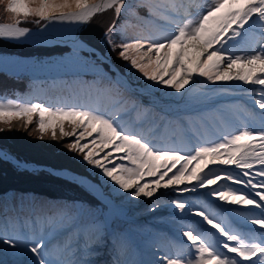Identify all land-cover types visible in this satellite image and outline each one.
<instances>
[{"label":"snow or ice","instance_id":"6c2138e0","mask_svg":"<svg viewBox=\"0 0 264 264\" xmlns=\"http://www.w3.org/2000/svg\"><path fill=\"white\" fill-rule=\"evenodd\" d=\"M0 4L12 14L11 23H0V39L5 40L30 37L31 30L20 26L21 18L36 17L35 23L46 31L52 22L87 25L94 16L108 10H114L117 18L137 17L136 9L146 7L150 17L159 13V18L167 22L168 27L162 34L129 38L122 29L117 31L115 22L104 32L103 42L127 62L130 70H136L154 85L177 93L185 90L196 77L212 83L259 86V91L253 92L259 96L255 105L264 110V43H261L264 41V0H187L179 4L169 0L167 6L153 5L151 0H138L135 5L129 0H0ZM253 24L259 29L258 34L252 30ZM73 41L74 56L79 57L81 51L96 53V49L78 37L74 36ZM245 49L252 54H235ZM97 59L101 63L108 61L99 53ZM97 71L106 76L99 66ZM116 82L127 87V81L121 78ZM34 117L41 138L48 133L54 140L72 138L67 144L68 150L82 155L84 162L99 169L102 177L112 182L110 187L115 192L122 190L130 198H152L160 189L174 188L180 194L203 189L206 196L248 209L240 213L243 223L259 227L241 232L211 204L199 202L197 208L190 201L172 200L176 209L181 212L191 209L192 215L200 218L195 227L182 233L190 242L189 248L196 253L195 259L188 260L187 264H264V115L259 126L244 124L236 134L224 135L219 143L196 147L194 154H181L179 149L159 150L160 146L151 140L125 129L118 116L106 118L90 106L54 108L42 103L5 102L0 98V123L8 124V130L13 120H23L28 127ZM248 118L254 120L252 116ZM4 130L0 128V132ZM0 155L7 158L6 154ZM16 164L28 167L19 161ZM212 167H217L220 174L213 173ZM227 169H235V174ZM66 176L95 192L102 203H110L87 177L68 173ZM222 181L241 187L220 190ZM254 210L259 211L254 214ZM27 226L30 232L9 234L0 230V244L21 249L30 257L28 264H95L90 259L62 256V252L76 251L70 249L69 243L63 248L53 245V251L48 250L52 238L61 230L73 229L76 240L88 231L78 213L70 215L58 210L52 216L29 221ZM45 227L50 231L44 233ZM93 227L98 240L99 226ZM216 233L224 238L222 248L227 253L218 249ZM82 251L85 255L90 251L88 240L84 241ZM115 264H121L119 259ZM167 264H184V260L183 257L168 259Z\"/></svg>","mask_w":264,"mask_h":264},{"label":"rangeland","instance_id":"374dc122","mask_svg":"<svg viewBox=\"0 0 264 264\" xmlns=\"http://www.w3.org/2000/svg\"><path fill=\"white\" fill-rule=\"evenodd\" d=\"M199 1V0H198ZM169 0H159L158 4L159 5H164L167 6ZM0 6L2 8L5 9V6L3 4H0ZM1 14V11H0ZM160 16V15H159ZM29 18V17H28ZM8 20H12V14L7 15ZM22 20H24V18H21ZM3 21H6L5 19H3ZM158 22V21H156ZM165 24L162 26V28L164 30L167 29L168 24L167 22L163 21ZM11 23V22H10ZM255 27V26H254ZM129 30H131L130 34H126L125 35L129 38H135L138 35H143L146 36V33L142 32L139 28H136L134 26H131L128 28ZM164 30H162V32L160 34H162L164 32ZM259 29H257L255 32L258 34ZM117 31H120L119 28H117ZM124 32V31H123ZM158 34V35H160ZM117 43L120 42V38L119 36L116 37ZM261 43H264V41H261ZM26 48V47H25ZM26 49L24 48H16V50L13 51L14 56H9V55H0V68L2 69H11L12 66L17 65L18 63L22 62V59L17 56L16 54L18 52H25ZM249 51L251 52V50L245 49V50H237L235 52L236 55H241L243 54V52ZM88 53V52H87ZM252 53V52H251ZM16 55V56H15ZM122 66L125 67V69L127 70V73L130 75V79L132 81H136L138 84L142 85V87L148 91L149 94H151L150 97H147L145 100H151L153 101L154 99H156V97L154 96V94L150 93L152 92L150 88V86L153 84V82L151 81H147L146 79H144L142 77V75L140 73H138L136 70L132 69L129 70V67L126 66L127 62L125 61H121ZM122 69H124L122 67ZM132 71H134L132 73ZM140 80V82H138ZM126 81V80H125ZM201 81L202 84H208L209 81H207L206 78L203 79V77H201ZM195 82V81H194ZM191 83V87L190 89L196 85ZM212 83V82H211ZM235 84L239 83L242 84L240 82H234ZM213 84V83H212ZM155 86V85H154ZM224 87H222V89H228V90H232L230 89V85L226 86L225 84L222 85ZM189 89V90H190ZM168 90H172L171 88H167L165 86H162L160 88V91L162 92L163 95H166V97L168 96ZM182 91V90H181ZM247 91V90H245ZM200 93V91L198 89H193L190 93V96H195L198 95ZM142 96L146 97L145 94H143ZM247 97V96H246ZM247 98H251L250 102L251 104H253L255 107H258L257 105H255V97H247ZM158 99V98H157ZM183 99V97H182ZM186 107V105L183 106V109ZM243 108H245V110L249 113L254 115L255 117H257L256 121L250 120V119H246L248 120L251 126L253 123H255L256 126H259L260 123V119H261V114H259V112H255L252 109H250L248 106H244ZM187 111V110H185ZM264 113V110H261ZM171 115H173L176 119L174 122V128L178 129V134H180L181 132H183L181 125L183 123L188 124L189 121L191 120L193 114H188L187 117H179L177 116V114L173 111H171ZM264 115V114H263ZM107 118V117H106ZM110 118H113L110 117ZM219 124L222 126V129L220 132L214 130V126L210 123L206 124L207 127L211 128V132H208L205 136H202V138L206 137L205 140L200 139V142H195L196 147H200V146H206L207 142L209 143V145L211 143H219L221 142V140L223 139L224 135H232L233 133H236L237 130H240L241 128V122L237 123L236 125H229L226 124L224 121H219ZM24 126V121L23 120H13L12 124H11V130H8L9 125L6 123H0V128L5 129L3 132H1V134H5L8 132H12V131H20ZM25 129L30 130L31 132H33L34 134H36V137L32 138L31 135H19L17 137V141L22 144V145H33L34 147H41L43 145H46L48 142L47 140V134H43V138H41L42 134L39 133L37 131V124H36V117H34L33 122L31 124L28 125V127H25ZM230 129L232 130V133L230 132ZM146 127H140L138 133L145 135L146 134ZM27 131V130H26ZM25 131V132H26ZM147 137H144L145 139H149L148 133L146 135ZM13 138V137H12ZM66 141V140H65ZM18 146H21L19 144H16ZM7 147L9 148L8 145H0V152H2V154H6L7 156L12 155L14 156L16 159L17 157L14 155L13 152H11L10 150L7 149ZM60 152L65 153L63 151V149H65L69 154L70 157L77 163H81L84 162L82 159V155L76 153V152H72L69 151L68 148H62V145H59L57 147ZM164 149H179V148H174V145H170L167 146L166 148L163 149H159V150H164ZM180 150V149H179ZM105 151H108L107 149ZM181 154H187L184 151L180 150ZM103 155V154H101ZM0 161L3 162L5 165H7L8 167H12L17 171H24V172H32V173H36L35 171H33L36 168V165L34 163L31 162H25L24 160H22L20 163L21 164H26L28 165V167H17V164H13L10 163L11 161H8V159L3 158L2 155H0ZM8 163L12 164V165H8ZM114 166V165H113ZM213 171L215 174H220V171L218 170L217 167H212ZM31 170V171H30ZM38 170V169H35ZM41 170V169H40ZM228 171H232L233 174H235V169H227ZM91 174V173H89ZM62 177V176H60ZM64 179V178H62ZM67 181H69L68 179H65ZM98 182L100 183V185L102 186V188L104 189V191L106 192V194H108L112 199H115L116 196H118V198L116 199L117 201L123 202V204H129L130 202H133V200H136L137 198H130L127 194L123 193V191L121 190L120 192H115L113 191V189L110 187L111 185V181L104 179V178H100L98 177ZM232 187L233 189H236L237 186L235 184H232V182L228 181V182H221V187L220 190H225V188L227 187ZM88 190V189H87ZM90 191V190H88ZM199 191L201 192V199H199V202H202L205 205L211 204L213 206V208H215L217 211H219L224 217H226V214L222 211H225L228 209V206L230 204H225L224 202L219 201L216 198L210 197V196H206L205 194V190L203 189H199ZM91 193H93L92 191H90ZM177 190H170L168 192H164L162 196H160V199L157 198L156 200H152V203H147L143 204V206H145L143 209H139V210H133L132 213L133 215H137L140 212H145L148 211L150 209L153 208H157L160 207V205H164L165 207H160L162 208V211H166L167 209H170V211H176L175 215L173 216H168L167 214H165L164 220L161 219H151L149 221H154L153 225L159 228V231L156 232H152V231H142L141 236L142 238L146 241L148 240L149 243L151 245H153L154 243L160 245L163 249V253H162V249L159 247H152V246H141L138 249H134L131 251V245L133 243L134 240L138 239L139 237L134 234L131 231H125L123 233L122 238V244H114V242L117 240L116 238L110 237L108 236V232L111 230L109 228V231H106L105 236L103 239L107 238V240L109 238H113L112 242H108V244L110 246H112V248H114V250H116L115 252V259L112 262V264H115L116 259H119V261L121 262V264H133L134 261H136V264H160L161 259H163V264H167V260L168 259H177V258H181L183 257V260L186 262L185 264H187V261L192 259H195V250L194 249H190L189 248V243L186 241V238H184L182 236L183 231L189 230L190 227H195L196 226V222H198V220L200 219L199 217H195L192 215L191 209H189L188 211L185 212H181L179 209H176L175 206L171 203L172 200H180L175 193H177ZM94 194V193H93ZM95 195V194H94ZM165 196V197H164ZM106 197V196H105ZM108 200L109 198L106 197ZM188 199V198H186ZM110 201V200H109ZM181 201V200H180ZM198 202V203H199ZM200 204V203H199ZM194 206L199 208L200 206L197 203H194ZM219 206V207H217ZM133 209V208H132ZM58 210H64L61 207H52V209L50 210V214H48V217L50 215H53L55 212H57ZM74 212L76 213L75 208L73 207ZM119 212H123L122 209H118ZM108 212V207H106L104 210H102V214H105ZM117 215V214H115ZM148 215V213L146 214V216ZM143 218L145 217V215H140ZM182 216V217H180ZM144 221V220H143ZM231 223L232 221L229 220ZM82 223H88L91 226L92 225H100L101 220H100V215L99 213H93L91 207H87L86 209V213L82 218ZM104 223H106L104 221ZM124 226V223L121 221L116 220L113 223V227L116 228L117 230L122 229ZM233 226V223H232ZM234 227V226H233ZM135 231H137V226H135ZM236 228V227H234ZM48 231H50V229L48 227L44 228V233H47ZM100 232H103L102 229L99 228ZM241 231V230H240ZM24 232H29V230H26ZM242 232V231H241ZM10 234V233H9ZM117 235V234H116ZM99 236L101 237V235L99 234ZM123 237L125 239H123ZM169 240H172L171 245H169ZM89 241V249L90 251L87 253V255H85L82 257L84 259L85 256H89L90 260H94L97 256V253L99 252V249L97 248L96 244L94 243L95 241L92 240H88ZM220 242V241H219ZM113 243V244H112ZM100 244V243H99ZM53 245H56L57 248L62 247V245H60V241L52 238L51 242L48 245V250L49 251H53ZM234 244H232L233 246ZM98 250V251H97ZM139 251V252H138ZM221 251V250H220ZM227 251L226 249H222V252ZM134 253V254H132ZM226 253V252H224ZM63 254V252L61 253ZM25 253L23 251H21V249L17 248V249H12V248H5V246L3 244H0V264H28V261L30 258L25 257ZM229 255V254H228ZM67 258L69 257V252L65 255ZM232 256V255H229ZM88 259V258H85ZM97 261L100 260H96L95 264H98Z\"/></svg>","mask_w":264,"mask_h":264},{"label":"trees","instance_id":"16d2710c","mask_svg":"<svg viewBox=\"0 0 264 264\" xmlns=\"http://www.w3.org/2000/svg\"><path fill=\"white\" fill-rule=\"evenodd\" d=\"M109 20H110V16L108 14H104V15L98 16V20L96 21H98L97 23L98 25V24H109ZM92 22L88 24V28L92 24ZM88 31H89L88 29L84 30L83 33L81 34V37L87 42H90L93 44L97 43L96 35L90 36L88 34L89 33ZM100 49H103L101 45H100ZM28 51H32V50H28ZM52 52L53 51H51L50 49H36L35 55H40V57H42V53L49 55ZM63 52H64L63 50L55 49L54 55L52 57L47 58L49 59L50 62H46V61H44V63L41 62L42 68L51 69V68H46L45 66L49 63L54 62L55 58H58L57 56ZM108 55L110 54L108 53ZM112 55L115 56L116 54L112 52ZM81 57H82L81 55L77 57L78 60L75 62V65L73 68H65V69H69V70L76 72L75 74L76 79L70 82L58 83V84L53 83L52 82L53 80L50 77L51 73H46V71L44 70L39 71L38 70L39 68L35 67V68L28 69V70H34V71L33 72L31 71L27 74H19L20 72H23V71H12L10 73H5V74L0 73V92H2L5 95H9L11 97L20 99L21 101H33V100L42 101L46 97L48 100L49 99L51 100L53 97L52 95H55V98L51 100L50 103H46V104L62 106V105H74V103L66 104V102H69L71 100L70 99L71 95L76 94L78 96L80 91L82 90L93 89L96 98L90 99L89 97L85 95L84 98H86V101L90 100V102L86 104V106H90V107L100 110L101 101H104L105 103H111L115 101L116 98L120 97V95L118 94L119 91L111 90L109 86H106V88L96 87L97 82L102 83L106 81L107 79L108 80L112 79V78H107L104 76L102 77L97 71V66L103 69V72L106 73V76L110 77L111 73L106 69V66H104V64L97 63L96 61H95V64H93L91 63L90 60L83 58V57L81 59ZM68 61H69L68 56L64 55L62 58L59 59V63L56 64V67L60 68L61 63L67 64ZM21 66L23 65L21 63H18L17 65L12 66V68L16 70L22 69L24 66L23 67ZM38 81L40 82L44 81L46 83L43 86L44 92L46 93V97L42 93L35 92L36 83ZM175 94L176 93L174 92L173 95ZM99 98L104 99V100H98ZM110 110L113 113L114 112L122 113V117L121 118L119 117V123H122L123 116L126 113L127 109L122 108L120 110H116L115 108L114 109L110 108L109 111ZM139 118H140V115H137L135 118V121L138 122ZM18 134L19 135H31L32 138L36 137V134H34L28 129H25L23 126V128L18 132L12 131V132H8L5 134H0V144L8 145L9 148L13 152H15L21 157H30L31 159L40 161V162L53 161V162L62 163L65 165L73 164V162H71L68 159L65 153H62L59 150L55 151L54 149L57 145H59V143L63 139L58 138L54 140L51 138V134H48L47 135L48 143L46 145H43L41 147H36V146L34 147L33 145L27 144L26 146H23L22 144H19V142L17 141ZM16 144H19L21 146H18ZM52 179L57 180L53 177H49L42 173H39V174L19 173V172L14 171L10 167H6L0 163V192H2L1 193L2 198L3 200L6 201L7 203L6 207L10 213L12 212L14 213L18 210L17 209L18 201H20L22 197L21 196L22 191L16 192L15 194L11 192L14 189V184L18 185L19 183H24V182H39L41 188L35 191H47L49 188L45 186V184L52 181ZM26 188L34 190L31 187H26ZM57 191H58L57 188H52L50 190L51 194H54ZM11 198H14V199H11ZM43 212L44 211L41 210L40 215L44 214ZM36 217H40L39 214H37Z\"/></svg>","mask_w":264,"mask_h":264},{"label":"clouds","instance_id":"9594fccd","mask_svg":"<svg viewBox=\"0 0 264 264\" xmlns=\"http://www.w3.org/2000/svg\"><path fill=\"white\" fill-rule=\"evenodd\" d=\"M104 14H108L109 15V12L107 11V12H104ZM103 13H99V14H97L96 16H94L93 17V21H96V20H98V16H101V15H104ZM110 16V15H109ZM37 18H35L34 20H30V19H26V20H22L23 22L20 24V26L21 27H28L30 30H36V29H39L40 28V26L38 25V24H36L35 23V20H36ZM92 20L90 21V22H92ZM89 22V23H90ZM43 23V22H42ZM88 23V24H89ZM88 24L87 25H85V26H83V27H81V28H85V30L86 29H88V30H90V28H88ZM64 36H62V37H59V38H54V40H60V39H62ZM25 43H20V44H18V45H16V44H12V43H9V42H5L4 41V39H0V55H9V56H14V54H13V49H12V47H16V48H19V47H21V48H24V49H26L25 50V52H18L16 55L17 56H20V58L22 59V58H26V59H28L29 61H31V58L33 57V55H34V50H36V47H31V48H29V47H26V45H24ZM41 45H43V46H45V48H42V47H40ZM40 46H39V48L40 49H46L47 47L51 50V51H53L51 54H49V55H47V57H52L53 55H54V51H55V49H58V50H63V47L65 46V45H61V44H50V45H44V44H40ZM26 47V48H25ZM28 50H32V51H28ZM15 55V56H16ZM60 58H62L63 56H64V52H63V54L62 53H60ZM63 55V56H62ZM58 57V56H57ZM13 71H16V69L15 70H13ZM108 118V117H107ZM123 127L125 126V124H126V120L125 119H122V123H120ZM141 124L142 123H138L137 124V128L138 129H140V127H141ZM137 132V130L135 131V133ZM0 134H1V132H0ZM48 134H50V133H48ZM47 134V135H48ZM63 144V140L59 143V145H62ZM45 175H47V174H45ZM47 176H49V175H47ZM49 177H51V176H49ZM53 178H55V179H57L58 180V182H59V184H62V185H65L68 181L67 180H65V179H68V178H65V177H60V176H56V177H53ZM62 178H64V179H62ZM69 180V179H68ZM52 182H56V180H54V179H52ZM236 186H238V185H236ZM240 186V185H239ZM100 188V190H101V192H104L105 194H106V192L104 191V189L102 188V186H100L99 187ZM170 190H173V189H166L165 190V192H168V191H170ZM2 192H0V194H1ZM83 196H86V198L88 199V201H90V202H92V203H95V202H97L98 200H99V198L96 196V195H94L93 193H91V192H88V191H86V190H84L83 191V194H82ZM106 195H108V194H106ZM109 196V195H108ZM156 197H160V196H157L156 194H154V196L152 197V198H146V197H140V198H137L136 200H133V202H130L131 204H133V205H129V204H123V202H120L118 205H120V206H123V207H120V209H122V211H128V212H130L131 210H132V208H133V210H139V209H143L146 205H147V203H152V200H156ZM165 197V196H164ZM116 198H118V197H116ZM141 204H146L145 206H139V205H141ZM6 205V204H5ZM5 205H3V206H5ZM98 205V207L100 208V209H102L103 208V210L105 209V207L102 205V204H97ZM134 206H137V207H134ZM160 207H165L164 205H160ZM160 207H157V208H153V209H150V210H148V211H145V212H140V213H138L139 215H145V218H148V217H150L152 214L154 215V217L152 218V219H161V220H164V218H166L165 217V214H167L168 216H172L171 214H170V209H167L166 211H162V208H160ZM116 208L117 209H119L117 206H116ZM52 208H50V210H51ZM95 210H98V208H94ZM82 210V209H81ZM83 211H85V210H83ZM82 211V212H83ZM248 210H246V212H247ZM110 212V209L108 208V212L107 213H109ZM111 212H115V211H111ZM110 212V213H111ZM123 213V212H122ZM148 213V215L146 216V214ZM44 214H47V213H44ZM76 214V213H75ZM119 214V213H118ZM48 215V214H47ZM85 215V213H83L81 216H80V214H79V216H80V222H81V224H83V225H85V223H82V218H83V216ZM39 216L40 217H36V215H33L32 213H27V214H24V215H22L21 217V220H20V225H15L14 226V234L16 233V232H24V231H26V230H29V232L31 231V229H29L28 228V226H27V224H28V222L29 221H36L37 219H39V218H42L41 217V215L39 214ZM50 216H52V215H50ZM142 217V216H141ZM144 219V218H143ZM149 221V220H148ZM154 223V221H151V228H153L152 227V224ZM242 224H244V223H242ZM92 227H91V225L90 226H88V231L87 232H82L81 233V235H80V238L78 239V240H76V238H75V236H74V233H73V229H71V228H69V229H67V230H61V231H59L55 236H54V238L55 239H57V240H59L60 241V245H62V247H59V248H63V246L66 244V243H69V245H70V249L71 248H75L76 249V251H70V250H68V251H65V252H63V254H61L62 256H65L68 252H69V259H75V258H80V257H83L84 256V254H83V251H82V249H83V243H84V241L85 240H92V239H90L89 237H95L92 233H90L89 231H90V229H91ZM94 229V228H93ZM248 229H253V228H248ZM95 230V229H94ZM71 241H75V243H70ZM92 241H95L94 243L96 244V240H92ZM169 245H171V244H169ZM96 246H97V244H96ZM97 248H99L98 246H97ZM99 255V252L97 253V256ZM86 258H88V259H90V257L89 256H85ZM94 261V260H93ZM95 262V261H94ZM96 263V262H95Z\"/></svg>","mask_w":264,"mask_h":264},{"label":"bare ground","instance_id":"6f19581e","mask_svg":"<svg viewBox=\"0 0 264 264\" xmlns=\"http://www.w3.org/2000/svg\"><path fill=\"white\" fill-rule=\"evenodd\" d=\"M81 27H82L81 25H76V24H73V23H70V22H52L51 24H49L47 26V30L46 31H42L41 28L36 29V30H31V35H30L29 38L20 39V40H11V41L21 42V43H26V44H32V45H38V44H44V45L61 44V45L68 46L69 48H73V46H74L73 37L76 36V37L79 38L78 33H79V29ZM62 36H64L62 39L54 40V38H59V37H62ZM79 40H81V39L79 38ZM90 47H92V46H90ZM246 86H248V85H246ZM0 153H2V152H0ZM7 159L16 161L10 155L7 156ZM52 171L55 172L58 176H62V177H65V178H67L66 173L71 174V175H75V176H83V175H79V174L70 172V171L66 170L65 168L64 169H58V170H52ZM83 177H86V176H83ZM88 181L93 186H98L97 184L92 182L90 179H88ZM85 188L89 190L88 187L85 186ZM93 193L96 196H98L95 192H93ZM114 211L119 213V215H121V216L123 214L122 212H119L116 207H115ZM236 213L240 215L239 212L236 211ZM109 214H110V212H109ZM237 218H239V220H243V218L241 216L237 217ZM243 226L246 227V228H253V229H258V227H259V226H253L251 224H247V225L243 224ZM207 228H210V226H207ZM212 232H215V230L213 229ZM217 239L219 241L223 240V238L220 237L218 233H216V240ZM133 242H135V240Z\"/></svg>","mask_w":264,"mask_h":264}]
</instances>
